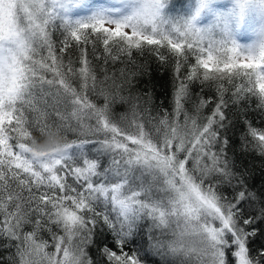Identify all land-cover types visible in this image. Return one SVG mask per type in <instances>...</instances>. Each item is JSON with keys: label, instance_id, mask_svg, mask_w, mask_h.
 I'll return each mask as SVG.
<instances>
[{"label": "snow or ice", "instance_id": "1", "mask_svg": "<svg viewBox=\"0 0 264 264\" xmlns=\"http://www.w3.org/2000/svg\"><path fill=\"white\" fill-rule=\"evenodd\" d=\"M169 5L0 0V238L15 249L10 264H147L148 254L264 264V190L233 170L223 131L226 85L233 103L250 95L264 108V0H191L179 15ZM145 49L176 73L172 111L155 117L143 107L150 95L123 94V70L116 78L101 66L99 78L93 65ZM196 83L215 86V101L193 102ZM117 102L129 108L118 118ZM244 140L264 156V128L249 122ZM101 226L112 243L98 239Z\"/></svg>", "mask_w": 264, "mask_h": 264}, {"label": "trees", "instance_id": "2", "mask_svg": "<svg viewBox=\"0 0 264 264\" xmlns=\"http://www.w3.org/2000/svg\"><path fill=\"white\" fill-rule=\"evenodd\" d=\"M94 2L111 3L112 0H94ZM183 3L184 0H170L169 7L171 9V14L179 15L172 11ZM186 6L187 5L180 6V8L185 9ZM52 35L54 41L62 39L61 32L58 29L54 30ZM239 39L242 43H247L251 40L246 34L241 35ZM98 53H102V50L98 49ZM190 62H192L191 58ZM93 65L96 68L99 78H102L104 75V72L101 71V66L106 69L107 75L115 76L116 78L121 77V71L123 70V73L128 76L131 81L130 86L126 88L123 94L128 95L130 90L133 94L150 95V102L143 105V107L149 108L153 117L161 114L164 109H167L169 112L172 111L174 87L177 83L174 61L172 59L167 63H161L153 52L145 49L142 54L134 50L131 58H128L126 55H120L118 60L115 62L109 60L106 65H103L102 61L93 60ZM185 71L186 68H182L181 74ZM132 73H135V75H132ZM240 82V80L236 81V83ZM226 86L230 89L225 97L229 101L228 107L225 110L227 115L226 123L228 126L226 130H223L224 135H226L229 140L226 149L227 157L234 171L245 172L247 174L246 179L250 190L259 193V191L264 190V156H261L254 150L251 143H249L248 147L245 149L244 137L249 122L253 127L264 128V108L259 107L258 99L250 95L237 103H233L231 92L234 89H232L231 85ZM92 98L97 104H103L102 98L95 96ZM192 98L193 102L198 98H205L214 102L216 99L215 86L204 87L203 90H201L199 83L194 84L192 86ZM186 107L191 111L192 102H189ZM212 107H214V103L202 109L201 116L208 115ZM113 111L118 118L119 115L127 113L129 108L128 105L117 102L113 105ZM27 115L29 119H32L34 116L30 111ZM68 139H77V136L73 133H69ZM92 147L93 145L88 146L89 149ZM104 162L106 164L107 158H104ZM221 191L227 196L232 195V189L226 185L221 188ZM149 225L150 222L148 221L142 223V231L137 234L129 247H135L140 242L141 236H144L147 232ZM101 227L102 233L98 236V239L106 241L109 244L112 243V238L108 230L103 228V226ZM45 238H47V234H45ZM7 243L5 239L0 238V264H10L9 257L15 252L14 248L6 246ZM253 247H255V245H253ZM90 255H92L94 259H99V254L95 246L91 248ZM143 258L146 260L147 264H161L160 258L152 256L151 254L145 255Z\"/></svg>", "mask_w": 264, "mask_h": 264}, {"label": "rangeland", "instance_id": "3", "mask_svg": "<svg viewBox=\"0 0 264 264\" xmlns=\"http://www.w3.org/2000/svg\"><path fill=\"white\" fill-rule=\"evenodd\" d=\"M191 2V0H184V5H188V3H190ZM225 2H226V0H224V2H222L219 6H224L225 5ZM183 4H181V5H179L178 6V8L177 9H175L174 11H172L173 13H178V14H182L184 11H185V9L187 8V6H186V8L185 9H182V8H180V6H184Z\"/></svg>", "mask_w": 264, "mask_h": 264}, {"label": "clouds", "instance_id": "4", "mask_svg": "<svg viewBox=\"0 0 264 264\" xmlns=\"http://www.w3.org/2000/svg\"><path fill=\"white\" fill-rule=\"evenodd\" d=\"M222 2H224V0H215L217 6H219ZM228 3L229 0H226L225 5H227ZM245 34L248 35L251 39L253 38L251 29L241 32V35H245Z\"/></svg>", "mask_w": 264, "mask_h": 264}]
</instances>
